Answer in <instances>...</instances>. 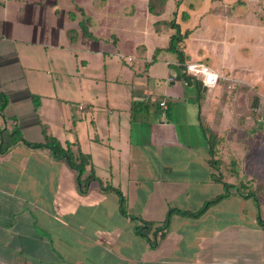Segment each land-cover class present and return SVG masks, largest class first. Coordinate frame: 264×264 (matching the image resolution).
I'll return each mask as SVG.
<instances>
[{
  "label": "crops",
  "instance_id": "obj_1",
  "mask_svg": "<svg viewBox=\"0 0 264 264\" xmlns=\"http://www.w3.org/2000/svg\"><path fill=\"white\" fill-rule=\"evenodd\" d=\"M89 6L0 0V92L8 97L0 135L18 126L31 143L49 136L80 150L89 162L83 178L92 169L120 190L126 213L114 191L93 180L81 193L74 168L19 141L0 152V264H264V165L247 177L215 157L220 146L209 152L194 84L175 54L152 61L169 38L135 41L140 54L128 68L123 38L94 33ZM78 7L96 38L79 29ZM238 25L221 20L222 38H238ZM193 39L182 43L187 63L201 62L186 49ZM219 84L207 87L204 103ZM137 217L153 225L146 236Z\"/></svg>",
  "mask_w": 264,
  "mask_h": 264
},
{
  "label": "rangeland",
  "instance_id": "obj_2",
  "mask_svg": "<svg viewBox=\"0 0 264 264\" xmlns=\"http://www.w3.org/2000/svg\"><path fill=\"white\" fill-rule=\"evenodd\" d=\"M172 8L174 4L169 1L164 13L154 16L147 11L146 0H92V6L87 9L94 33L100 37L123 38L125 49L119 52L125 66L131 68L129 57L140 54L135 41L148 45L153 38L164 42L169 37L168 28L156 33L153 22L170 18ZM182 9L189 12L187 21L181 18ZM235 18L241 28L238 38H222L220 21ZM175 19L182 31L191 30L188 38L194 39L186 49L190 47L194 53L193 60L207 63L226 77L216 89H210L207 103L200 101L205 117L203 126L209 129L211 125L224 138L219 145L222 157L217 154L215 157L232 169L240 166L249 177L252 166L264 165V133L260 131L261 122L256 113V104L264 97V0H183ZM167 53L170 52L155 50L154 55L160 59ZM91 66H95L93 58ZM235 188L233 185L230 189Z\"/></svg>",
  "mask_w": 264,
  "mask_h": 264
},
{
  "label": "trees",
  "instance_id": "obj_3",
  "mask_svg": "<svg viewBox=\"0 0 264 264\" xmlns=\"http://www.w3.org/2000/svg\"><path fill=\"white\" fill-rule=\"evenodd\" d=\"M171 1L174 4V8L172 10V16L170 18H159L153 22L154 30L158 33H161L167 28L170 30L169 40L167 45L164 48H157L156 50H165L168 52H171L175 54L177 58V62L179 64V67L181 69V76L185 83L187 84H194L196 91H197V101H201L205 98L207 87L203 85V83L198 80L195 76L190 74L187 69L186 65L189 60L188 55L185 54L184 50L182 49V43L185 38H188L189 34L191 33L190 29H185L184 31L181 30L180 24L176 21L175 17L177 14V9L181 5V2L183 0H147L146 6L147 11L154 15V16H161L165 9L167 3ZM238 2H241V0H238ZM191 8L193 6L191 5ZM217 10V9H216ZM78 16H79V29L82 31L85 37L87 38H96V36L93 34V32L90 30L91 25V17L86 14V12L78 7ZM73 16V14H72ZM181 18L183 21H187L189 19V12L185 9L181 10ZM116 37V36H115ZM156 59V56L153 55L152 61ZM149 63L145 64V66H148ZM33 103L35 105V108L38 107L39 97L36 95L32 96ZM145 102V101H144ZM8 103V97L6 93L0 92V115L4 118V109L7 106ZM142 102L137 100L136 98H133L132 105L133 108H136V106H139ZM260 128V127H259ZM205 132L207 133V142L209 146V152L211 154L215 153L217 151L218 146L223 142V136L220 133H217L216 131L212 129L204 128ZM261 131V130H260ZM23 142L24 144L30 146V147H45L50 150L53 157L55 159L63 160L64 162L68 163L72 168H74L77 171V184L79 191L81 193H85L88 190L89 183L93 180H96L99 182L101 188L104 191H114L118 197H119V206L122 213H126L125 207H124V198L122 196V193L117 188L107 184L104 186L103 182L94 174L93 170L91 169V173L83 178L85 165L86 163H89L85 156L82 154L80 150L75 153L72 151L69 144L66 146H63L57 139L54 137L46 136L45 140L40 143H31L28 140H26L21 131L19 130L18 126L15 127L14 130L7 132L5 130L1 131L0 135V152L4 153L8 150V148L17 143V142ZM245 185V184H244ZM233 185H227V187H231ZM236 188L239 190L240 186H236ZM251 190V189H250ZM247 193V195H253L252 191ZM221 198V196L217 197L215 200ZM204 208L199 210L198 212L189 213L188 214L197 216L199 215ZM141 221V226L136 227V232L141 235H147V233L152 229L153 225L145 221L141 218H138ZM165 226V225H164ZM156 227L154 228V231H160L165 227Z\"/></svg>",
  "mask_w": 264,
  "mask_h": 264
},
{
  "label": "built area",
  "instance_id": "obj_4",
  "mask_svg": "<svg viewBox=\"0 0 264 264\" xmlns=\"http://www.w3.org/2000/svg\"><path fill=\"white\" fill-rule=\"evenodd\" d=\"M132 60V59H130ZM187 71L200 80L204 86L211 88L219 84L222 80H225L223 74L212 69L209 65L201 62H190L186 65ZM159 105L163 109H167L166 102L161 100ZM82 109L83 105H79ZM256 113L258 114L259 120L261 122V131L264 133V97H262L257 104Z\"/></svg>",
  "mask_w": 264,
  "mask_h": 264
}]
</instances>
